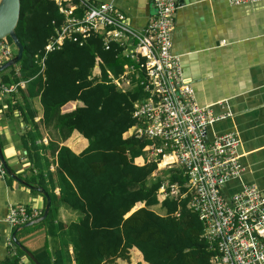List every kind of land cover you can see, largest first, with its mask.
I'll use <instances>...</instances> for the list:
<instances>
[{
  "label": "trees",
  "instance_id": "obj_1",
  "mask_svg": "<svg viewBox=\"0 0 264 264\" xmlns=\"http://www.w3.org/2000/svg\"><path fill=\"white\" fill-rule=\"evenodd\" d=\"M76 13L81 14L80 10ZM63 19L54 0H20L15 33L23 55L0 74L3 83H25V88H17L16 105L8 102L5 109V116L18 111L20 120L30 127L20 143L31 173L17 175L48 192L50 210L39 224L45 226L46 236L59 232L62 237L60 247L53 251L45 243L32 254L41 264H116V259L129 263L136 249L147 264H209L213 252L203 237L198 215L187 207L189 197L157 198L167 181L177 183L180 193L186 192L181 169L157 170L156 163L144 157L149 141L124 135L134 123L133 103L147 93L140 86L122 92L108 82L107 71L117 75L127 62L121 48L111 44L104 49L100 34H91L82 45L66 39L45 54V45ZM6 40L15 54L10 38ZM95 55L104 62L100 82L88 78ZM41 57L43 70L38 65ZM37 98L42 115L35 121L38 111L33 101ZM42 126L55 131L58 141L76 131L88 145L80 153L54 141L43 145ZM137 158L145 162L136 164ZM51 164L54 171L49 169ZM6 176L9 182L13 180ZM30 192L45 202L43 195ZM136 203L143 206L132 211ZM60 204L76 210L79 219L68 224L55 222ZM158 204L162 214L152 209ZM2 243L0 238V247ZM14 247L17 255L6 256L0 264H20L24 252Z\"/></svg>",
  "mask_w": 264,
  "mask_h": 264
},
{
  "label": "built area",
  "instance_id": "obj_2",
  "mask_svg": "<svg viewBox=\"0 0 264 264\" xmlns=\"http://www.w3.org/2000/svg\"><path fill=\"white\" fill-rule=\"evenodd\" d=\"M154 14L141 30L132 29L128 18L111 2L91 0H54L64 19L44 52L59 48L69 39L82 45L91 34H100L104 49L111 44L121 48L127 60L123 70L107 79L118 90L127 92L140 86L147 95L133 103L134 123L125 136L146 139V161H154L156 169H181L186 178L180 193L177 183L164 182L157 198L188 196L187 207L202 222L203 237L213 252L209 264H264V194L255 184L240 183L239 189L227 183L240 178L243 166L239 159L240 140L236 133H211L214 116L207 106L198 104L192 84L184 75L181 58L174 53L172 32L177 0H150ZM232 5L264 2V0H228ZM80 10L81 14H77ZM13 57V49L0 40V65ZM44 57L40 65L44 66ZM99 55L88 78L100 82L104 66ZM18 84L0 83V96L16 91ZM6 173L0 165V176ZM40 213V212H39ZM24 205H9L3 223L10 229L40 214ZM7 245L13 246L10 236ZM20 264H34L27 256Z\"/></svg>",
  "mask_w": 264,
  "mask_h": 264
},
{
  "label": "crops",
  "instance_id": "obj_3",
  "mask_svg": "<svg viewBox=\"0 0 264 264\" xmlns=\"http://www.w3.org/2000/svg\"><path fill=\"white\" fill-rule=\"evenodd\" d=\"M91 1L113 3L135 30H141L154 14L150 0ZM172 45L174 53L181 58L184 75L192 84L198 104L209 107L214 116L224 115L214 122L210 132H233L240 140L239 161L244 169L240 178L227 183V188L236 190L240 183L255 184L264 194V2L232 5L228 0H187L174 13ZM24 85L20 88H25ZM19 97L17 89L0 97V141L7 164L16 174L22 175L30 163L20 138L30 127L23 124L16 110L5 116L8 102L16 105ZM33 104L38 111L35 121H38L42 115L38 98ZM41 132L43 145L54 141L75 153H80L88 145V141L76 131L64 141H58L56 132L50 128L42 126ZM21 154L27 160L23 165L18 162ZM144 162L142 158L135 160L139 165ZM54 167L51 164L49 169L54 171ZM28 169L23 174L25 177L31 173L30 167ZM53 191L59 193L58 188ZM9 205L28 206L41 214L44 200L14 180L9 182L6 175L0 176V238L3 240L0 260L17 255L16 248L7 245L12 230L2 221ZM141 206L142 203H136L132 210ZM152 209L163 213L159 204ZM79 217L76 210L65 204H60L55 212V222L63 224L75 222ZM15 236L31 253L45 243L51 251L62 243L59 232L46 236L44 225L28 231L19 230ZM68 251L72 253L71 246ZM24 256L25 253L19 259ZM131 260L147 264L136 249ZM120 261L119 264L132 263ZM71 264L75 263L72 261Z\"/></svg>",
  "mask_w": 264,
  "mask_h": 264
},
{
  "label": "water",
  "instance_id": "obj_4",
  "mask_svg": "<svg viewBox=\"0 0 264 264\" xmlns=\"http://www.w3.org/2000/svg\"><path fill=\"white\" fill-rule=\"evenodd\" d=\"M179 4H182L184 2H187V0H177ZM19 14H20V0H0V40L9 37L11 42L14 44L16 48V53L15 55L9 59L8 61L4 62L2 65H0V74L8 69L9 67L16 65L17 62H19L22 58L23 55V45L19 38L17 37L15 33V27L17 25L18 19H19ZM0 165L6 172V174L16 181L17 183L23 185L24 187L36 191L43 195L45 198L44 206H43V211L40 216L27 221L26 223L17 226L12 232H11V240L12 242L21 250L25 253V255L31 259V261L34 264H41L35 256L26 248L24 247L17 239H16V233L19 230H22L23 228L29 227L31 225H34L38 222L43 221L50 210L51 206V199L48 194V192L41 186L37 185H31L25 180L21 179L18 177V175L9 167L7 164L3 152H2V147H1V141H0ZM136 210V209H134ZM132 210V211H134Z\"/></svg>",
  "mask_w": 264,
  "mask_h": 264
},
{
  "label": "rangeland",
  "instance_id": "obj_5",
  "mask_svg": "<svg viewBox=\"0 0 264 264\" xmlns=\"http://www.w3.org/2000/svg\"><path fill=\"white\" fill-rule=\"evenodd\" d=\"M7 70V69H6ZM0 83H3V82H1V80H0ZM5 85H9V84H6V83H4ZM8 95V94H7ZM1 97V96H0ZM144 157H145V155H144ZM25 155L24 154H21L19 157H18V162H19V164H24L27 160H25ZM28 167H30V165L28 166ZM28 167L26 168V169H24L23 171H25V172H21V173H23V174H25L26 173V171L28 170L29 171V169H28ZM27 175V174H26ZM16 182V181H15ZM157 210H158V208H157ZM40 223V222H39ZM39 223H36V224H34V226L33 225H31L32 227H30L29 229H31V228H33V227H36L37 225H42V224H39ZM27 228V227H26ZM24 229V228H23ZM29 229H26V230H24V231H28ZM132 261V263L131 264H133V260H131ZM121 261H120V259H116L115 260V263L116 264H119ZM134 263H136V262H134Z\"/></svg>",
  "mask_w": 264,
  "mask_h": 264
},
{
  "label": "clouds",
  "instance_id": "obj_6",
  "mask_svg": "<svg viewBox=\"0 0 264 264\" xmlns=\"http://www.w3.org/2000/svg\"><path fill=\"white\" fill-rule=\"evenodd\" d=\"M6 39V38H5ZM13 44V43H12ZM14 45V44H13ZM15 47V46H14ZM16 49V48H15ZM16 53V52H15ZM45 53V52H44ZM15 54H13V56H14ZM41 59V58H40ZM40 59H39V61H38V65L41 67V65H40ZM44 67V66H43ZM41 70H43V68L41 67ZM23 82V81H22ZM20 83V82H19ZM24 83V82H23ZM16 84V83H15ZM18 84V83H17ZM25 84V83H24ZM10 85V84H9ZM19 86V85H18ZM18 86H17V88H18ZM6 173V172H5ZM7 175V174H6ZM7 177V176H6ZM41 215V214H40ZM39 215V216H40ZM16 228V227H15ZM12 230V229H11ZM10 238H11V234H10ZM12 241V240H11ZM13 243V242H12ZM15 244L13 243V246H14ZM26 256V255H25ZM31 260V259H30Z\"/></svg>",
  "mask_w": 264,
  "mask_h": 264
}]
</instances>
